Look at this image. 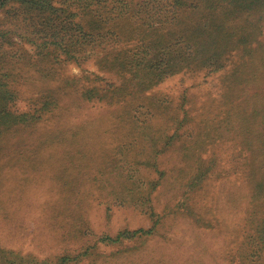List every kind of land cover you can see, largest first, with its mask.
Returning a JSON list of instances; mask_svg holds the SVG:
<instances>
[{"label": "rangeland", "instance_id": "rangeland-1", "mask_svg": "<svg viewBox=\"0 0 264 264\" xmlns=\"http://www.w3.org/2000/svg\"><path fill=\"white\" fill-rule=\"evenodd\" d=\"M54 5L53 26L20 2L0 9L17 122L0 123V264H264V170L244 176L243 159L264 150V13L240 17L232 0ZM70 20L84 29H62ZM203 24L228 25L218 63L168 66L184 32L209 40ZM61 30L72 58L51 38ZM90 33L104 43L70 47Z\"/></svg>", "mask_w": 264, "mask_h": 264}, {"label": "trees", "instance_id": "trees-1", "mask_svg": "<svg viewBox=\"0 0 264 264\" xmlns=\"http://www.w3.org/2000/svg\"><path fill=\"white\" fill-rule=\"evenodd\" d=\"M11 2H20L21 5L27 6L28 8L33 9L30 11H38L40 13V15L45 14V13H49L48 17H45L42 19V21L40 23L41 26H53L52 17L54 14H57V11L60 10V9L56 8V6L54 5V0H0V9L6 7V5L8 3H11ZM232 2L238 4V5H236L237 6L236 11L239 12L240 17L245 16L248 18L249 17L252 18V16H258V19L260 20L263 13H264V0H232ZM87 5H90V3H88ZM208 8L212 9L213 6L208 5ZM61 10H62V14H60L56 17L63 15L65 10H64V8ZM256 13H258L259 15H255ZM68 22L69 21H67V24H65V22L62 21V29H68L70 27H72L75 30H79V31L84 29V25L80 22H75L73 20H70L69 23L71 25H69V26H68ZM99 24H100V21H98V20H96L94 22V25H99ZM203 25H204L203 33L210 36L209 40L203 41V42L201 41L200 43H198V47H196L195 45L193 46L192 44H190V41L188 40V37L186 36V33L184 32V34L181 37L184 41V47L180 48V49H174L173 51L170 52V54L166 57V59H168V61L166 62L168 64V66L170 64L171 65L175 64V69H177V68L179 69V68L194 65V64L201 65V63H205V64L212 65V64L218 63L217 59H218L220 52L224 51L225 48L228 49L230 47L229 45H226V42L231 43L228 25L221 28L219 30L218 34L216 31H212L211 34H209L208 30H209L210 25L209 24H207V25L203 24ZM44 32H49V31H47L46 29H43V30L41 29V30L37 31L38 34H43ZM0 35L4 36V34H1V33H0ZM64 35H66V34H62V30L57 31L56 33L52 32L51 38H53V36L56 37V41H54V44H56L57 48L61 51L60 52L61 56H64V58H66V57L72 58V55H73L72 50H69L66 48V47H69V45L64 46V44H63L64 38H65ZM89 35L90 36L87 37V36H85V34H83V35L78 34L76 36V40L72 41V44L70 45V47H72L74 45H77L76 47H78L79 44L88 45V44L92 43L93 41L99 42V44L104 43V40H102L104 37L103 38H97V37L94 38L95 34L90 33ZM202 36H204V35H202ZM43 37L45 38V36H43ZM247 37H245V40L247 38L246 50L249 49L251 51V53H254L255 49L251 45L253 38L251 39V43L249 45H247V41L249 40L250 35H248ZM2 39H4V38L2 37ZM23 39H25V38H23ZM30 41H33V40L30 39ZM0 42H1V40H0ZM50 42H52V40H44V42H43V44H41V46H45ZM41 46H39L40 50L38 51V55L40 58L42 57V58L47 59L49 56V52H47L45 50L48 47L44 48ZM215 50H218L219 53L216 54ZM150 54L151 53H149V55ZM123 59H124V57H123ZM123 61H128L126 63L132 67H140L145 63L147 65L148 58L145 56H131V57L124 59ZM118 63H119V66H121L123 68H130L131 70L134 69L132 67H129L128 65H125L122 62V60H120V59L118 60ZM153 67H155L153 64L151 65L150 68L147 67L148 68L147 74L152 73V75H153L152 77L154 79L156 77H162V75L164 76V74L158 75L157 72L153 69ZM162 69L164 72H166V65ZM177 70H173L172 72L177 71ZM0 74L5 75L4 72L0 73ZM7 80L10 81L9 75L7 76ZM0 81H1V79H0ZM14 84H15V82H14ZM15 95H16V92L9 85V82H0V123H5V124H7L8 122H12L11 124L17 123L14 120H12L11 118L7 117L9 114L12 113L10 111V108L12 106V102L14 103V101L16 99ZM255 124L256 123H252L253 126ZM247 133H249V132H247ZM246 135H249V134H246ZM261 144H263V141L261 142ZM260 146L261 145H259L258 148H255V147L246 148V150L250 151V154L247 157H245V156L243 157V159L247 160L246 167H247L248 171H249V169H252L253 174L248 173L246 171L244 174V169H245L244 163L237 167L239 173H241L242 175L244 174V176L248 175V174H250L251 176H255V174L259 175V173H262V171L264 170V150H263V148H260ZM201 157H202V154L200 155V158ZM218 161L222 162V159L218 158ZM194 166H195L196 171H197L199 169V166L196 163L194 164ZM194 207L196 209V207H197L196 203H194ZM136 233H145V232H143L142 230H137ZM120 234L117 236V238L115 240L121 241L124 239L125 236L120 235ZM109 239L114 240V238H109Z\"/></svg>", "mask_w": 264, "mask_h": 264}]
</instances>
